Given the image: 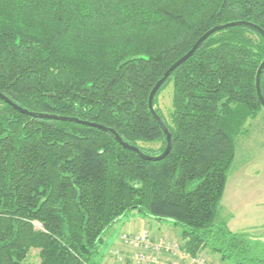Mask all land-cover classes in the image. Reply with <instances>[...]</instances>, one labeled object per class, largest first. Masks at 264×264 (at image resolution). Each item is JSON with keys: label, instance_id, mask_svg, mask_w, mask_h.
Segmentation results:
<instances>
[{"label": "trees", "instance_id": "obj_1", "mask_svg": "<svg viewBox=\"0 0 264 264\" xmlns=\"http://www.w3.org/2000/svg\"><path fill=\"white\" fill-rule=\"evenodd\" d=\"M234 22L264 31V0H0V94L158 156L167 141L151 91L203 35ZM263 62L264 39L251 28L202 44L160 89L173 84L171 122L156 109L172 135L159 162L110 133L0 100V264H23L32 249L40 264H101L106 234L135 216L181 230L190 256L264 264V235L215 223L235 138L264 109Z\"/></svg>", "mask_w": 264, "mask_h": 264}, {"label": "rangeland", "instance_id": "obj_2", "mask_svg": "<svg viewBox=\"0 0 264 264\" xmlns=\"http://www.w3.org/2000/svg\"><path fill=\"white\" fill-rule=\"evenodd\" d=\"M155 109L162 113L168 123L171 122V115L173 113L172 83L164 87L157 95ZM139 146L152 153H156L161 149L162 145L160 143H141ZM235 148V161L228 173L225 193L218 206L215 223L223 222L227 225L229 230L235 234L264 235V109L255 119L247 121L243 133L235 138ZM134 218H137L136 222L140 226L128 228L127 222ZM141 219L142 218L139 216L124 219L106 234L104 244L101 248V253L104 257H107V255L110 254L109 250L114 242L121 239L123 248L127 250L124 251L125 253H123V251H112L110 257L119 263L124 259V255L126 254L125 258L130 264L143 262L142 258L139 257L140 254L137 248L132 243H127V239L135 238L140 234H126L133 231L146 230L147 227L141 223ZM147 222L153 227L156 224L167 226V228H171V230H169L171 232L168 231L167 233L158 235L149 233L141 235H147L159 242H161V240L162 242L167 243L172 242L175 245H180L182 250H185L186 241L182 240L181 230L169 224H161L151 220H148ZM35 227L40 229L39 224H35ZM173 228L177 231L179 230V234H176V231ZM199 254H206L209 259V264H216L219 260L221 261L219 255L217 256L218 260L216 258L214 259V253L209 250L201 251ZM179 259L180 260L177 258L175 259L176 264H185L187 262L186 259ZM40 262V252L36 249H32L23 264H40ZM221 263L229 264L222 261Z\"/></svg>", "mask_w": 264, "mask_h": 264}, {"label": "water", "instance_id": "obj_3", "mask_svg": "<svg viewBox=\"0 0 264 264\" xmlns=\"http://www.w3.org/2000/svg\"><path fill=\"white\" fill-rule=\"evenodd\" d=\"M237 27H246V28H251L256 30L264 39V31H262L259 27L252 25L250 23H246V22H234V23H230L224 26H218L216 28H213L212 30L208 31L205 35H203L197 42L196 44L193 46V48L191 49V51L186 54L184 57H182L181 59H179L165 74L164 76L159 80V82L155 85V87L153 88V90L150 93L149 96V100H148V108H149V112L152 115V117L157 121V123L159 124V126L162 128L164 135L166 136V141H167V147L165 149V151L160 155V156H156V157H152V156H147L145 155L139 148L137 147H133L130 146L126 143L123 142V140L120 138V136L112 129H107L103 126L97 125V124H90L84 121H80L78 119H73V118H64V117H57V116H43V115H37L35 113L29 112L23 108H20L19 106H17L16 104H14L13 102H11L9 99H7L4 95L0 94V100L3 101L4 103H6L7 105H9L11 108H13L14 110H16L17 112H20L26 116H30V117H40V118H46L49 120H56V121H63V122H73V123H77L79 125H83V126H88L91 128H96L99 129L103 132H107L112 134L116 141L124 148L136 153L140 158H142L143 160L146 161H150V162H159L162 161L164 159H166L168 157V155L170 154L171 150H172V135L170 134L168 128L166 127V125L164 124V122L162 121V119L160 118V116L157 114L156 109L154 107V100L158 94V92L160 91V89L166 84V82L170 79V77L172 76V74L178 69L180 68L182 65H184L188 60H190L195 54L196 52L200 49V47L202 46V44H204L210 37H212L213 35L226 30V29H230V28H237ZM264 70V62L262 63V65L260 66L257 76H256V91H257V96L258 99L261 103V105L264 108V97L262 95V90H261V76H262V72Z\"/></svg>", "mask_w": 264, "mask_h": 264}, {"label": "built area", "instance_id": "obj_4", "mask_svg": "<svg viewBox=\"0 0 264 264\" xmlns=\"http://www.w3.org/2000/svg\"><path fill=\"white\" fill-rule=\"evenodd\" d=\"M127 243H132L139 251V257L143 262H137L138 264H176V258L186 259L185 264H209L206 254L190 256L184 249L182 250L180 245L162 242V240L159 242L147 235L129 238Z\"/></svg>", "mask_w": 264, "mask_h": 264}, {"label": "crops", "instance_id": "obj_5", "mask_svg": "<svg viewBox=\"0 0 264 264\" xmlns=\"http://www.w3.org/2000/svg\"><path fill=\"white\" fill-rule=\"evenodd\" d=\"M137 218H134V219H132V220H130L129 222H127V227L129 228V227H132V228H134V226H140L139 224H137V220H136ZM141 221V223L142 224H144L147 228H146V230H144V231H140V230H138V231H133V232H129V233H126V234H130V235H138V234H145V233H149V234H154V235H158V234H164V233H167L169 230H171V228H167V226H164V225H160V224H156L154 227L151 225V224H149L147 221L148 220H140ZM136 228V227H135ZM174 230H175V228H173ZM176 232V234L178 233L179 234V230L177 231V230H175ZM169 232H171V231H169ZM173 235V234H172ZM155 240V239H154ZM127 250V249H126ZM124 248H123V246H122V240L120 239V240H117V241H115L114 242V244L112 245V247L110 248V250H109V253L110 254H108L107 255V257H104V259L102 260V263L101 264H130V262H127L128 260H126V254L124 255L125 257H124V259L122 260V261H120L119 263L118 262H116L114 259H112L111 257H110V255H111V253H112V251H114V252H120V251H123V253H125L124 251H126ZM117 254H120V253H117ZM215 257H214V259L216 258L217 260H218V258H217V256L218 255H214ZM170 259H168V261H169ZM184 263V262H183ZM216 264H223V263H221V261L219 260L218 261V263H216Z\"/></svg>", "mask_w": 264, "mask_h": 264}]
</instances>
